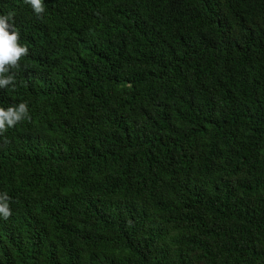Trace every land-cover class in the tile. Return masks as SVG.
I'll use <instances>...</instances> for the list:
<instances>
[{
	"label": "trees",
	"instance_id": "16d2710c",
	"mask_svg": "<svg viewBox=\"0 0 264 264\" xmlns=\"http://www.w3.org/2000/svg\"><path fill=\"white\" fill-rule=\"evenodd\" d=\"M42 5L0 0V264H264V0Z\"/></svg>",
	"mask_w": 264,
	"mask_h": 264
},
{
	"label": "clouds",
	"instance_id": "9594fccd",
	"mask_svg": "<svg viewBox=\"0 0 264 264\" xmlns=\"http://www.w3.org/2000/svg\"><path fill=\"white\" fill-rule=\"evenodd\" d=\"M34 13L40 18L44 12L42 0H24ZM14 12L0 15V89L12 86L15 88V73L12 69H19L20 60L28 55V48L19 43L20 32L15 27ZM30 119L27 102L10 106L7 109L0 108V136L24 119ZM4 143L9 141L5 137ZM10 197L7 193L0 194V217L7 220L11 215Z\"/></svg>",
	"mask_w": 264,
	"mask_h": 264
}]
</instances>
